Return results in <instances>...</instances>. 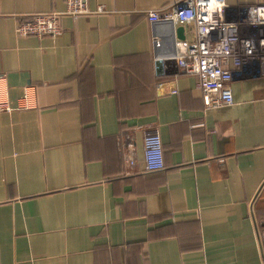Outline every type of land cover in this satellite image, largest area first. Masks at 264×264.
<instances>
[{
  "label": "crops",
  "instance_id": "crops-1",
  "mask_svg": "<svg viewBox=\"0 0 264 264\" xmlns=\"http://www.w3.org/2000/svg\"><path fill=\"white\" fill-rule=\"evenodd\" d=\"M181 1L0 0V264H262L264 77L235 70L234 104L206 108L170 59L195 26L148 20ZM55 14L61 36H17Z\"/></svg>",
  "mask_w": 264,
  "mask_h": 264
},
{
  "label": "built area",
  "instance_id": "built-area-1",
  "mask_svg": "<svg viewBox=\"0 0 264 264\" xmlns=\"http://www.w3.org/2000/svg\"><path fill=\"white\" fill-rule=\"evenodd\" d=\"M66 16L104 13L89 9V0H64ZM59 14L34 15L16 27L20 37L57 38L62 35ZM152 23L171 22L174 26L193 24L196 41H178V51L171 56L186 75L196 76L206 108H222L234 104L231 83L234 71L254 66L264 77V0H182L165 9L148 13ZM1 108L9 110L5 104ZM145 172L153 174L164 169L163 143L157 130L145 131L143 138ZM128 164L134 167V160ZM259 248L264 264V225L259 234Z\"/></svg>",
  "mask_w": 264,
  "mask_h": 264
},
{
  "label": "water",
  "instance_id": "water-1",
  "mask_svg": "<svg viewBox=\"0 0 264 264\" xmlns=\"http://www.w3.org/2000/svg\"><path fill=\"white\" fill-rule=\"evenodd\" d=\"M176 34H177V38L178 40L180 41H185V36H184V28L183 27H178L176 29ZM173 62V61H172ZM171 61H168L167 64H171L172 63ZM159 66V64H158Z\"/></svg>",
  "mask_w": 264,
  "mask_h": 264
}]
</instances>
